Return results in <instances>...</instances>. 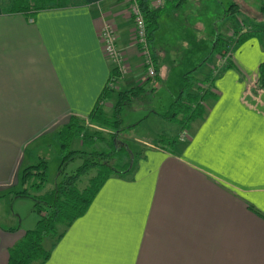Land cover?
Instances as JSON below:
<instances>
[{"label":"crops","instance_id":"1","mask_svg":"<svg viewBox=\"0 0 264 264\" xmlns=\"http://www.w3.org/2000/svg\"><path fill=\"white\" fill-rule=\"evenodd\" d=\"M78 1L31 19L0 8L2 200L5 195L23 200L9 192L18 185L24 153L39 150L35 143L45 138L55 141L70 118L85 119L108 84L111 67L97 37L103 22L113 26L116 47L129 67L116 90L144 91L148 82L161 80L175 100L182 76L191 72L192 77L198 65L195 58L169 78L159 62L162 44L154 46L153 36L148 47L155 76L147 79L132 42L126 1ZM186 1L176 7L163 0L161 13L178 22ZM178 27L185 44L198 43L197 33L185 32L183 19ZM262 33L229 55L233 69L212 82L202 116L185 120L174 143L163 148L153 145L161 138L142 143L139 158L128 149L129 171L103 182L85 213L45 248L49 258L43 264H264V89L248 90L264 63ZM104 106L111 112L113 101ZM2 219L20 225L17 211ZM24 231L0 223V264H6L8 248Z\"/></svg>","mask_w":264,"mask_h":264},{"label":"trees","instance_id":"2","mask_svg":"<svg viewBox=\"0 0 264 264\" xmlns=\"http://www.w3.org/2000/svg\"><path fill=\"white\" fill-rule=\"evenodd\" d=\"M135 1L145 23L147 42H150L157 30V20L164 7L152 9L149 0ZM173 2L178 7L185 0H173ZM78 4H80L78 0H0L2 13L21 14L27 19H31L40 11L66 9ZM228 7L229 9L225 13L233 19L239 13V7L235 3H231ZM258 11L260 14H264V3L259 6ZM257 32L259 30L256 29L249 33L234 30L232 32L233 51ZM229 43H222L218 36L215 37L211 53L222 57L223 65L218 68L215 65L204 79L198 82L194 81L190 75L191 72L182 76V89L170 105L169 114L171 117H174L178 112L182 113L185 120L202 116L204 107L200 103L212 95L210 92L212 82L225 70L233 69L226 49ZM109 75V80H115L108 81L85 119L70 118L68 124L54 134L61 154L57 168L61 177L55 186L49 191L41 192L47 169V161L43 158L37 157L32 165L26 166L18 172V189L9 192V194L14 198L29 197L32 201L31 211L37 219L33 228L24 231L21 238L8 248L6 264L45 263L49 258V251L43 248V240L52 238L53 242H57L65 230L85 213L95 194L108 177L123 175L129 171L132 155L119 141L120 114L125 106L142 93L143 88L116 90L114 88L116 74L112 68ZM256 79L258 87L264 89V63L258 65ZM203 86L206 88L203 89ZM252 87L253 84L248 87V90ZM108 100L113 101L109 115L104 111V103ZM88 127L91 130H88ZM73 137L80 141L85 150H69V143ZM172 143L174 140L158 139L153 145L163 148V145ZM75 159L81 160L80 165L72 172L66 173L65 166ZM91 170L94 171V175L84 188L78 189L76 183L79 177Z\"/></svg>","mask_w":264,"mask_h":264},{"label":"rangeland","instance_id":"3","mask_svg":"<svg viewBox=\"0 0 264 264\" xmlns=\"http://www.w3.org/2000/svg\"><path fill=\"white\" fill-rule=\"evenodd\" d=\"M261 2H264V0H187L181 10L182 18L179 17L180 20L178 22L165 18V14L160 13L157 20L159 28L157 27L153 34V45L160 46L162 44L161 53L158 56L160 64H163L161 68L169 70L166 73L171 78L173 74L186 66L189 61L198 58V65L192 74V78L198 79L208 74L212 66L221 67L223 58L211 53L215 37L218 36L222 43L231 41L226 47L227 55H230L233 52L234 39L232 32L234 30L245 33L252 32L255 29L264 31V14L262 15L258 11ZM231 3L237 4L240 8V14H236L233 19L224 16L223 13V11L229 9L228 6ZM182 19L183 22L187 23V28L184 29L185 32L192 30L197 33L198 43L188 45L182 41L184 37L180 35L181 32L178 27ZM260 39L264 40V33L260 34ZM162 74H164V71ZM161 78L165 79L163 76ZM252 84V88L256 93L262 90L258 87L256 76ZM169 88L172 89L171 85ZM173 100L169 90H166L165 84L161 80H153L144 86V91L139 97L123 108L120 114L121 130L119 139L121 142H125H122V144L132 151L134 158L141 156L143 148H145L142 143H150L158 138L173 140L180 131H185V118L182 113L178 112L174 117L169 114L168 106ZM104 108L105 112L110 114L109 106H104ZM87 129L91 130L90 127ZM41 144H44L45 147L40 148ZM35 145L38 146L39 150H27L24 153L21 169L33 164L37 157L45 159L47 161V169L45 172V183L41 192H46L51 190L60 180L61 176L57 168L61 160V154L59 153L58 143L51 139L45 138L36 142ZM68 148L69 150H85L80 145L79 140L74 137L70 141ZM80 163L81 160L79 159L68 162L64 171L70 173ZM93 175L94 171H89L79 177L76 183L77 188H84ZM17 189L18 185L11 190ZM16 201L20 202H14L6 195L3 196V200L0 198V223L14 224L16 229L18 226L23 228V230L32 229L37 217L31 211V199L23 197V200ZM10 211L19 213L20 225L18 221H13V219H10V222L2 219ZM51 242L52 238H46L42 244L43 248H48Z\"/></svg>","mask_w":264,"mask_h":264},{"label":"built area","instance_id":"4","mask_svg":"<svg viewBox=\"0 0 264 264\" xmlns=\"http://www.w3.org/2000/svg\"><path fill=\"white\" fill-rule=\"evenodd\" d=\"M127 3V13L133 24V38L132 42L137 48L138 54L141 58V68L147 79H153L155 76V69L152 56L148 47L145 23L142 18L141 12L135 0H125ZM163 0H150L151 5L155 9L161 8ZM97 37L99 39L103 58L109 63L110 67L116 74V81L125 77L129 72L128 64L121 53L116 47V35L113 26L108 22H103L98 30ZM110 79L109 81H114ZM202 88V86H201ZM206 87L203 86V89ZM212 93V89L210 88ZM203 107V103H200Z\"/></svg>","mask_w":264,"mask_h":264}]
</instances>
